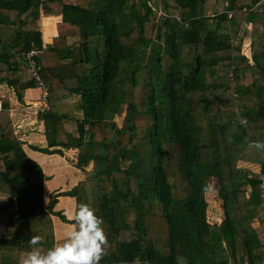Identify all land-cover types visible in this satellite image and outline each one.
Segmentation results:
<instances>
[{"label": "trees", "instance_id": "16d2710c", "mask_svg": "<svg viewBox=\"0 0 264 264\" xmlns=\"http://www.w3.org/2000/svg\"><path fill=\"white\" fill-rule=\"evenodd\" d=\"M155 2L0 0V25L13 26L0 36V85L20 102L42 90L22 63L41 51L35 70L50 110L37 119L47 146L31 148L62 158L78 150L75 167L86 175L46 204L47 177L23 149L24 128L16 134L0 112V224L7 230L0 264L8 261L4 251L31 250L33 235L40 237L35 247H53V218L73 225L80 203L101 220L98 264H264V242L252 227L264 226V162L259 174L240 165L264 146V1ZM41 14L62 17L51 45ZM251 35L260 52L248 56L240 44ZM65 94L80 100L65 105ZM212 179L222 209L214 222ZM60 197L74 201L71 217L56 210Z\"/></svg>", "mask_w": 264, "mask_h": 264}, {"label": "crops", "instance_id": "0c3cea01", "mask_svg": "<svg viewBox=\"0 0 264 264\" xmlns=\"http://www.w3.org/2000/svg\"><path fill=\"white\" fill-rule=\"evenodd\" d=\"M67 3L75 4L76 0H66ZM62 17L60 15H44L41 14L39 25L41 26L42 33L43 34V41L45 42L46 45H51L53 43L54 38L58 36V29L57 25L59 22H61ZM44 31V32H43ZM13 33V26L11 25H0V36H9L10 34ZM37 90V89H31L26 92L25 97L22 102H20L15 94L11 92L5 85H0V112H7L9 114V117L11 118L14 128H15V133L20 134V130L23 129V132L20 134V139L23 141V149L27 153L29 157L37 161L36 158V153H34V156L31 154V147L36 145H41V148H44L42 145L44 142L47 143L46 137H45V128H44V123L39 122L37 119L38 114L34 115H29V110L33 109V104H37L36 102L30 101L31 100V95L29 92ZM7 103L8 109H4L3 104ZM26 114L29 115L31 119L28 120L29 116L21 115ZM28 120V122H27ZM32 130V131H31ZM24 136V138H23ZM76 150H70V155L69 153L65 152L71 161L63 160L61 161L62 157H59L57 155V159L55 162V165L53 166H48L47 164H44V162L37 161L43 168L44 174L47 177V180L45 182V201L47 198H50L51 194H56L59 191H68L71 188H73L78 182L84 180L86 178V175L84 172L81 170L77 169L75 165L73 164L75 161V164L77 163V156H75ZM77 152V151H76ZM261 152L260 148H251L247 153H250L249 156L252 157V159L255 157H259L260 155L258 154ZM72 153V154H71ZM256 153V155H253ZM71 156V157H69ZM64 159V158H63ZM247 162V160H246ZM244 167L243 165H241ZM246 168V165L245 167ZM65 173L64 177L61 178L58 176V174L62 175V173ZM53 177V178H51ZM59 177V179H58ZM49 179V180H48ZM70 188H69V187ZM60 201H62L61 204H63V207L60 209H57V207L60 204ZM59 204L56 207V210H64L65 214L69 216V213L71 214L72 210H70V206L74 205V201L71 198H64L60 197L59 199ZM71 217V216H69ZM57 221L59 224H63L62 228L60 229V234L62 231H70L72 230L71 228H66V224L60 222L57 218H53V226H54V245H57L60 243V238L57 234L56 226H57ZM72 226V225H71ZM6 228L1 222L0 224V239L4 236H6ZM59 234V235H60ZM42 252L47 251V247H38ZM6 258H8V261H5V264H10V263H18L21 264V260L23 257L26 255V252H11V251H4L2 252Z\"/></svg>", "mask_w": 264, "mask_h": 264}, {"label": "clouds", "instance_id": "9594fccd", "mask_svg": "<svg viewBox=\"0 0 264 264\" xmlns=\"http://www.w3.org/2000/svg\"><path fill=\"white\" fill-rule=\"evenodd\" d=\"M71 215L72 230L65 234L61 243L42 252L35 247L40 237L33 235L29 240L31 250L21 264H98L105 243L100 218L86 203H80Z\"/></svg>", "mask_w": 264, "mask_h": 264}, {"label": "rangeland", "instance_id": "374dc122", "mask_svg": "<svg viewBox=\"0 0 264 264\" xmlns=\"http://www.w3.org/2000/svg\"><path fill=\"white\" fill-rule=\"evenodd\" d=\"M155 1L156 0H150V3H151L152 6L155 5V3H156ZM211 13H214V11L212 10ZM247 13L248 12L246 11L245 12V15H247ZM159 17H160V10L157 8L156 11H155V15L152 17V21L153 22L147 26V34H148V36L150 38H154L155 35H156V31H155L156 30V27H155V25L158 22ZM42 29H44V31L46 33L45 26ZM221 29H222L221 30L222 32L227 31V25L226 24H222L221 25ZM257 39H258V37L256 35L255 36L254 35L253 36L251 35V37L249 39H246L242 44H240L241 50L243 49L244 53L246 55H248V56L253 55V53H254L255 50H257L258 52H260V49H258L259 48L258 43L257 44L254 43V42L257 41ZM235 45H239V43L238 42H235ZM29 93H30V95L32 97L30 101H33V102H36L37 104H39L40 103V100H41V98H40L41 90L40 89H37V90H33V91L29 92ZM79 100H80V98L78 96H75V95H67V94H65L64 97H63V103L65 105L66 104L69 105V104L76 103ZM31 105L33 106V109H31V110L28 111L29 112V115L38 114L36 112V106H35V104L31 103ZM77 114L81 118V113L77 112ZM21 115H25L26 117L29 116V115L22 114V113H21ZM29 119H31L30 116H29L28 120ZM28 120H27V122H28ZM116 124L118 125L119 128H121L122 127V124H123V118L118 117L116 119ZM44 128H45V126H44ZM68 129L70 131H74L75 132L76 131V124L75 123L71 124V126H68ZM111 135H113V132H111ZM23 138H24V136H23ZM42 145L44 147H46L47 146V143L44 142ZM36 146L37 147H40L41 145H36ZM258 147L261 149V152L258 153L260 155L259 157H256V158L254 157L252 159V157L249 156L250 153H247L246 156L243 158V159H246L247 162H246V160L240 162V165H243L244 167L246 165V167L251 168L252 171L254 170L255 173H257V174L260 173L261 165L264 162V146H258ZM31 151H32L31 154L33 156H34V153H36V155H37L36 156L37 161L44 162V164H47L50 167L53 166V165H55V162H56V159H57V155L44 154V153L38 152V151H36V150H34L32 148H31ZM76 151H74L76 153L75 156H77L78 153H79L78 150H76ZM65 152L69 153V155H70V150L65 151ZM253 155H256V153H254ZM69 157H71V156H69ZM63 158L61 159V161H63V160L70 161L66 153H65V157H63ZM73 164L76 165L75 164V161H74ZM88 169H90V168H88ZM64 175H65L64 172L62 173V175L61 174L60 175L58 174V176L61 177V178H63ZM59 177H58V179H59ZM51 178H53V177H51ZM263 181H264V177H263ZM207 196H208V200H209V203H210V206H209V220L212 221V222L219 221V215L221 214L222 209H221V199L218 196V183H217V181L215 179H212L211 182H210V189L208 191ZM64 198H67V197H64ZM49 199L50 198H47L46 204H48ZM61 203H62V201H60V204L57 207V209H60V208L63 207L64 202H63V204H61ZM73 208H74V205H71L70 206V210L73 211ZM261 210H262V212H264V209H261ZM66 225H68V226H66V228H71L72 229V226L71 225H69V224H66ZM62 226H64V225L63 224H59V222L57 221L56 230H57V234H58V236L60 238V243L65 238V234L67 233V231H62V233L60 234V229L62 228ZM252 227H254L257 230V232L259 233L260 238L264 242V226H261L258 222L255 221L252 224Z\"/></svg>", "mask_w": 264, "mask_h": 264}, {"label": "built area", "instance_id": "2783aa9c", "mask_svg": "<svg viewBox=\"0 0 264 264\" xmlns=\"http://www.w3.org/2000/svg\"><path fill=\"white\" fill-rule=\"evenodd\" d=\"M262 1H264V0H262ZM40 53H41V51L33 50L26 55V58L29 61L28 65L30 66L32 76L36 78V80L38 81V83L42 89L41 95H40V98H41L40 103L35 105L36 106V112L37 113H46L50 110V106H49V102H48V97H49L48 88H45L43 86L42 81H41L40 77L38 76V74L35 70V59H34V57L38 56ZM261 190L264 193V183L261 184Z\"/></svg>", "mask_w": 264, "mask_h": 264}, {"label": "water", "instance_id": "95a60500", "mask_svg": "<svg viewBox=\"0 0 264 264\" xmlns=\"http://www.w3.org/2000/svg\"><path fill=\"white\" fill-rule=\"evenodd\" d=\"M22 63H24L26 66H29L27 63H25L24 61H22Z\"/></svg>", "mask_w": 264, "mask_h": 264}]
</instances>
